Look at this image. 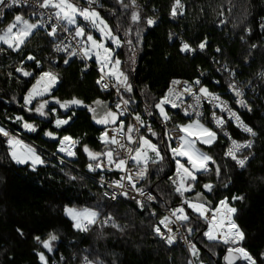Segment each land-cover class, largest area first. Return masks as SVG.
<instances>
[{"label":"trees","instance_id":"trees-1","mask_svg":"<svg viewBox=\"0 0 264 264\" xmlns=\"http://www.w3.org/2000/svg\"><path fill=\"white\" fill-rule=\"evenodd\" d=\"M124 2L128 4L127 8H122L117 0H99V5L94 8L114 31L119 24L117 34L121 39H124L126 29L130 31L127 38L133 41L132 46L124 44L116 52L133 91L127 93L120 89V92L124 99H129L130 112L139 113L157 133L151 139L159 146L164 159L156 164L149 163L148 174L140 184V188L156 197V204H147V210L141 211L134 201L125 198L108 202L96 184L82 173L89 161L80 145L75 149L77 155L69 162L70 166L58 167L52 160H47L44 166L36 167L34 171L29 166L18 167L11 161L7 143L0 135V264H41L37 251L46 253L48 264H84L85 256L95 264H189L188 253L180 244L167 248L153 233L161 210L172 208L182 200L168 179L174 173V161L166 147L168 143L154 105L171 78L192 79L196 68L209 69L207 58L211 55L229 68H236L244 83H258L252 112L243 115L244 121L256 132L253 155L242 170H237L224 159V146L219 137L211 146L199 145L216 163H210L209 171L199 176V183L187 198L194 201L196 192H200L206 202L215 206L221 199L243 196V200L232 203L237 210L233 220L245 234L243 246L256 258L257 264H264V83L257 80L258 73L264 68V30L260 28L264 19V0H181L185 6L184 15L175 18L170 15L173 0H137L135 8L129 0ZM132 11L139 12V23L131 21ZM20 13L26 14V11L17 10L6 15L0 23V32ZM149 17L157 18L154 25H147ZM221 20L225 22L220 23ZM169 29L183 31V36L193 45L207 39L203 54L182 55L178 45L168 40ZM246 29L251 30L250 34ZM138 31L140 42L136 43ZM252 44L256 47L252 48ZM52 46L51 38L41 30L36 31L20 51L0 45L3 49L0 51V124L14 136L49 152L56 149L57 142L44 136V130L80 138L81 145L86 143L92 150L101 151L104 146L98 143L97 136L104 126L96 124L86 108H76L70 125L56 130L54 117L44 119L22 107V97L30 85L23 82L25 78L16 72V68L24 66L29 71L38 72L36 65L25 59L33 55L45 70L51 68L59 74V83L54 89L57 98L64 100L75 96L89 105L100 99L113 110L114 94L101 91L96 84L98 75L92 67L95 63L72 59L65 65L63 56H57L53 63ZM217 47L221 49L219 54L213 51ZM48 99L51 101V97ZM50 107L58 109L55 104L50 103ZM149 112L153 114L149 115ZM62 113L63 110L57 111V115ZM17 115L34 124L37 131L24 132L20 123L14 122ZM186 122L187 119L172 116L169 127ZM125 124H131L130 119H126ZM115 126L109 125L108 128ZM149 135L145 134L146 137ZM217 166L219 175L215 171ZM203 183H211L213 191L207 194ZM65 208H92L100 215L89 231L82 233L73 228V223L65 215ZM152 210L158 213L156 217L150 215ZM108 216L112 221L105 223ZM113 221L118 228L111 226ZM205 225V221L196 220L194 214L190 222L183 225L184 229H195L189 236L199 250L198 257L194 256L195 264H224L225 247L204 239ZM18 228L23 235L17 232ZM49 233L59 237L51 253L42 249L34 239L37 236L44 239Z\"/></svg>","mask_w":264,"mask_h":264},{"label":"snow or ice","instance_id":"snow-or-ice-1","mask_svg":"<svg viewBox=\"0 0 264 264\" xmlns=\"http://www.w3.org/2000/svg\"><path fill=\"white\" fill-rule=\"evenodd\" d=\"M133 8L136 6V0H130ZM38 6L44 9H53L49 19L55 17L57 23L51 25V29L45 28L43 19L32 22L25 19L22 15H15L12 22L7 24V27L0 32V44L7 45L8 49L12 51H20L21 46L24 45L28 39L42 28H45L47 37L51 38L53 44V51L60 53L64 52L66 55L62 57L63 63L68 65L73 57L79 58L82 61L92 60L94 58L95 64L98 66L99 78L96 80V84L100 86L101 91H107L109 86L117 89V96L120 98V102L116 104V110H111L107 102L100 99H96L91 105L85 104L82 99L78 97H71L70 99L61 100L54 94L59 83V74L53 71L51 68L45 70L40 60L33 55L25 57L27 61H32L38 72L27 70L24 66L16 68V72L20 73L25 78L23 82L30 85L27 88L26 93L23 95L22 107L26 112H35L37 115L44 119H48L49 116L54 117L53 127L56 130H60L64 126L70 125V121L76 115V108H86L89 113L92 114V119L98 125H103L104 130L98 137L101 144L104 145V149L101 151L92 150L86 143L81 145L80 138H73L70 135H58L57 131L44 130L43 135L49 139L57 142L56 151L63 153L68 157H76V147L80 145L81 150L87 156L88 163L87 169L91 173L103 172L105 170V162L109 166L107 171H117L123 175L116 181H112L109 187L120 190L112 192L110 194L112 200H116L118 196L125 199H131L135 201L136 205L141 211L147 210L148 202H152L156 199L152 194L146 192L144 188L137 187V180H143L148 174L149 163L156 164L163 160L159 146L154 143L151 137H155L157 133L153 130L152 125H145L144 121L139 113L133 116L136 124H125L120 117L124 116L129 104V99H124L120 92L131 93L133 91V85L129 81L128 75L121 68V60L119 59V53L115 49L121 48L124 44L132 46L133 41L127 37L130 34L129 30H125L124 39L117 34L119 32V24L115 31L110 27L109 22L103 17L96 8L92 5L96 3V0H87V6L81 7L79 3H73L72 0H37ZM117 3L122 8H127L128 4L124 0H117ZM28 4V0H0V6L3 8H11L13 6H22ZM184 5L181 0H173V4L170 8V15L175 18L178 15H184ZM231 11V9H229ZM221 16L223 13L221 12ZM78 18H82L84 21L81 24ZM141 17L138 11H132L131 21L133 23H139ZM225 21L221 20L220 23ZM155 23L152 18L147 19V25L151 26ZM260 28L264 30V19L260 23ZM58 30L69 33L71 41L75 42L73 46L71 41L69 44H63V41L58 35ZM250 34L251 30L246 29ZM99 33V35H95ZM67 38V37H65ZM171 38V37H170ZM243 40V37H241ZM57 41H59L57 43ZM139 31L137 32L136 43H139ZM207 47V39L200 41L196 48H193L189 42L181 41L179 51L181 53H195L197 49L203 52ZM252 48L256 45L252 44ZM131 50V49H130ZM3 51V49H0ZM216 52H220V48L215 49ZM133 63L135 60L133 59ZM225 71H229L227 65L224 66ZM83 71V69H82ZM233 76L235 73H231ZM203 75V73H202ZM261 79H264V72L259 73ZM114 81V82H113ZM218 83V81H217ZM179 86V88L177 87ZM194 88L197 90L194 91ZM229 89L234 92L237 98L235 103L242 107H247L245 101L240 99L243 93L236 88L232 83L229 84ZM187 94L193 100V103L187 104L186 107H181L179 103L182 101L184 95ZM51 97V101L48 99ZM208 100L213 103L216 108H219L221 112L227 111L229 113V119L236 121V127L243 132L248 133L251 136H255L256 132L249 127L231 108L227 107V102L224 101L219 95L211 92L207 87L202 85L200 79H196L189 83V81H180L174 79L171 81L167 92L155 103L154 108L158 111L159 117L164 122L172 119L169 108L178 109L182 112L183 117L187 118L186 123L176 124L175 128L179 133L176 139V146L171 143L166 145L168 151L172 154V159L175 162V172L169 176L174 186L175 192L184 197L182 203L187 206L173 208L169 215H160L158 223L153 226V232L166 244L173 245L176 242L175 235L172 234V225L177 221L181 222V226L186 222H190L192 214L195 213V219H203L207 224L206 230L203 231V236L207 241L214 244L223 245L225 247V254L223 260L225 264H237L238 261H242L243 264H257L256 258H254L250 252L243 246L245 234L238 227L233 220V215L236 213V208L230 207L227 203V198L221 199L215 206L210 202H206L204 196L200 192H196L195 200H191L185 197V193L192 192L194 186L199 183V176L204 175L209 171V164H215V160L206 152L201 151L196 147L197 143L201 145L211 146L218 140L217 131L206 126L202 119L204 118L201 108V101ZM36 102L33 104V102ZM51 104L58 105V109L50 107ZM94 105V106H93ZM123 106V110L122 109ZM45 109H48L46 112ZM191 109L192 111H189ZM58 110H63L62 115H57ZM251 111V108H248ZM152 115V112L148 113ZM195 117V118H194ZM212 122L216 128L223 131L224 136L228 138L231 146L228 147L225 152V156L230 157L235 165L244 168L248 161L247 156H238L237 153H242L244 149L252 147V142H238L233 139L228 132L224 131V125L226 121L212 112ZM14 122H20L22 127L29 132H36L37 128L34 124L26 121L23 116L17 115ZM109 125H118L110 130ZM139 126V127H137ZM146 127L149 136H145L140 133V128ZM136 133L134 137L132 134ZM0 135L7 138V144L9 146V155L16 164H30L35 171L36 166L43 165L46 162L38 154L34 147L23 145L19 139L11 136L10 133L3 127H0ZM126 138L127 143L123 141ZM174 137L170 136L167 132L164 133V139L171 141ZM162 139V143L164 142ZM118 148L125 149V156H120L116 151ZM152 153L154 155H149ZM178 157L180 159H178ZM132 162L130 165L129 162ZM183 161V162H182ZM63 163V161H61ZM136 168V172H132V168ZM217 175L220 173L219 166L215 169ZM75 179V177H70ZM101 182H104V177H100ZM124 181H127V186ZM205 192H211L214 186L211 183H203L202 185ZM227 187V185H225ZM105 196L109 193L105 192ZM139 197V198H138ZM143 198V199H140ZM232 200H243V196L233 195ZM191 210L190 212L188 210ZM65 214L68 215L73 221V228L79 232H88L89 227L95 224L98 220L100 212L92 208L72 209L65 208ZM150 215L156 217L158 213L155 210L150 211ZM175 217V220L172 219ZM112 221V217L108 216L104 221L107 223ZM113 228H118V225L113 221L111 223ZM162 226V227H161ZM179 226L177 227V231ZM195 229L189 227L187 229L189 235ZM17 232L23 235L18 228ZM42 249L51 253L53 251V244L59 237L54 233H49L44 239L40 237L34 238ZM189 251L193 256L199 255V250L196 245L192 244L189 247ZM36 255L41 264H48L46 253L44 251H37ZM264 259V254H262ZM84 264H95L93 260H89L87 256L84 257ZM189 264H192L189 261Z\"/></svg>","mask_w":264,"mask_h":264},{"label":"built area","instance_id":"built-area-1","mask_svg":"<svg viewBox=\"0 0 264 264\" xmlns=\"http://www.w3.org/2000/svg\"><path fill=\"white\" fill-rule=\"evenodd\" d=\"M82 1H84L85 4H87V0H82ZM129 4L131 5L130 0H129ZM98 5H99V0H96V3L93 4L92 7L94 8V7H97ZM137 6H138V2L136 0V6L135 7H137ZM17 10L26 11V14L20 13L18 15H22V16H24L25 19H28L30 21L35 22L37 20L43 19V21L45 23V28L48 29V30L51 29V25L52 24L57 23L55 17H52L51 19H49L50 13L55 11V10L40 8L38 6L37 0H28V4H26V5L13 6L11 8H3L2 6H0V23L3 21V19H4V17L6 15L14 13ZM149 18L154 19L155 23H156V21H157L156 17H149ZM45 28H42L40 30L45 32ZM58 35L60 36V39L63 41V44H69L70 43L71 36L69 35V33H66V32L58 30ZM167 36H168V40L169 41H171V42L174 41L178 45V49H179V46H180V43H181L182 40L186 41V42H189L183 36V31H178V30H175V29H169L167 31ZM65 37H67V38H65ZM58 42L59 41H57V43ZM71 43H72L73 46L75 45L74 41H71ZM191 45H192L193 48H196V45H193V44H191ZM215 49L216 48H214V50H213L214 53L215 54H219L218 52L215 51ZM203 52H201L199 49H197L195 53H187V54L186 53H181V52L180 53L182 55H184V56L194 57L195 55L203 54ZM51 53H52V57H53L52 58V62L53 63H55V58L57 56H65L66 55L64 52L57 53V52L53 51V46H52ZM72 59H76V60L82 61V60H80L79 58H76V57H73ZM207 61H208V64H209V69L203 70L201 68H196L195 76L192 79L178 78V77L171 78L168 81V84H167L165 90L163 91L162 96L167 92L169 86L171 85V81L174 80V79H177V80H180V81H189V83H191L192 81H194L196 79H200L203 86L207 87L211 92H214L217 95H219L224 101L227 102V107L231 108L238 115H240L241 119L244 121L243 115H245V114L246 115H250L251 112H252V109H253L252 103L255 102L254 98H256L257 95H258V83L256 81H253L252 83H244L242 81V79H240L239 73H237V69L236 68H229L227 66L229 71H225L224 70V66L227 65V64L224 63L223 61H221L215 55H211L210 57H208ZM83 62H85V61H83ZM88 62H89V60L86 61V63H88ZM88 67H91V66L88 64ZM92 67L96 71V73L98 75V78H99L98 66L96 64H94ZM233 72L235 73L234 76L231 74ZM261 72H264V68L259 73H261ZM202 73H203V75H202ZM259 73H258V76H257V80L260 81V83H264V79L260 78ZM217 81H218V83H217ZM230 83L234 84L236 86V88H238L243 93V95L240 97V99H243L245 101V104L247 105V107H242L239 104L235 103L237 98L235 97L234 92L229 89V84ZM177 87L179 88V86H177ZM99 88H100V86H99ZM213 88L219 89V91H213L212 90ZM196 90L197 89L194 88V91H196ZM104 92H112L114 94V97H115L116 101H115V103L113 105V110L115 111L116 110V104L118 102H120V98L117 96V89L116 88H112L111 86H109V89L107 91H104ZM179 103L181 104V107H186L187 104L193 103V100H192V98L190 96L185 94L183 99H182V101H180ZM248 108H251V111H248ZM121 110H123V106H122ZM199 110L203 112L204 118L202 119V122L206 126H208V127L212 128L213 130L217 131L218 137L221 140V144L224 146V151H223L224 159L230 161L235 166V168L237 170H242L243 168H240V167L236 166L235 162L232 161L230 157L225 156V152L227 151L228 147L231 146V144H230V141L228 140V138L226 136H224L223 131H221L220 129L216 128L215 124L212 122V117H211L212 112L217 113L218 116L222 117L226 121V123L224 125V131L228 132L229 135L233 139H235V140H237L238 142H241V143L249 141V140L252 142V147L251 148L244 149L242 153H237L238 156H247L248 157V161L251 159V157L253 155V145H254V137L255 136H251L248 133H245L241 129L237 128L236 127V121L234 119H231V120L229 119V113L227 111L221 112L219 108H216L214 106V104L209 102L208 100H202L201 101V108ZM189 111H192V110L189 109ZM169 113H170L171 117L172 116H179L181 118L187 119L186 117H183L182 112H180L178 109L169 108ZM262 113H264V112L262 111ZM134 115L135 114L131 113L130 110L128 109V106H127V110L125 111L124 116L120 117V119L123 120L124 122H125L126 119H130L131 124L135 125L136 121L133 119ZM158 116H159V113H158ZM160 120H161V126L164 129V133L167 132L170 136L174 137L171 141L167 140V143H171L173 146H176L175 137L179 133L177 132L175 127L174 128L169 127V124L171 123V119L169 121H167V122H164L162 118H160ZM143 121H144L145 125H151L147 120L143 119ZM244 123L247 124L245 121H244ZM117 126H115V127H117ZM137 127H139V126H137ZM111 128H113V127H110L108 129L110 130ZM101 132L97 136V141H98L99 144H101V142L98 139V137L101 135ZM140 133H142L143 135L147 134L148 132H147L146 127L140 128ZM132 135L135 137L137 134L134 132ZM16 137L17 136H15V138ZM5 142L7 143V139H5ZM123 142L125 144L127 143L126 138L124 139ZM26 143L28 144V146L34 147L37 150L38 154L41 155L42 159L45 162L47 160H52L58 167L70 166L69 162L75 159V157H68V156L64 155L63 153L57 152L56 149L54 151H52V152H49V151H47V150L43 149L42 147H39V146H37L35 144L32 145L29 142H26ZM101 145H103V144H101ZM113 147L116 148V151L119 153L120 156H125L126 155L125 149L118 148L117 146H113ZM169 154L172 157V154H171L170 151H169ZM9 157H10V155H9ZM10 159H11V157H10ZM178 159H180V158L178 157ZM11 161L18 167L29 166L30 168H32V166L30 164H23L22 165V164H16L12 159H11ZM61 161H63V163ZM248 161H247V163H248ZM129 163H130V165L132 164L131 161ZM42 166H44V164L43 165H38L36 167H42ZM108 167L109 166L105 162V170L103 172L98 171L97 173H91V172L88 171L87 166H85V168L83 169L82 173H83V175L85 177H87L88 179L92 180L96 184V186L100 189V192H101L102 196L108 202L114 203L117 200H119L120 198H124V197L118 196V198L116 200H112L110 194L112 192H114V191L118 193L120 190L109 187V184L112 181L118 180L120 178V176L123 175V174L119 173V172H117L115 170L107 171ZM132 172L133 173L136 172V168L135 167L132 168ZM101 176L104 177V182H101V179H100ZM145 178L143 180H137L136 181L137 187H140V184L145 180ZM124 183L127 186V181H124ZM170 184H171V186H172V188L174 190V186L172 185L171 180H170ZM193 191H194V189H193ZM105 192H108L109 195L105 196L104 195ZM146 192H148V191H146ZM174 192H175V190H174ZM192 192L185 193V197L187 198V195H189ZM206 193L209 194L210 192H206ZM140 199H143V198H140ZM181 199L183 200L184 197H181ZM128 200H131V199H128ZM182 200H181L180 204L175 205L172 208L161 210V212H162L161 215H169L173 208H177V207L187 208V206L182 203ZM131 201H133V200H131ZM234 201L235 200L230 199V200H227V203H228V205L230 207H233L232 203ZM155 204H156L155 200L152 201V202H148V205H153L154 206ZM193 214L196 215L195 213H193ZM172 219L175 220V217H172ZM178 226H179V230L177 231V227ZM206 228H207V224L205 225V229L204 230H206ZM172 229H173L172 234L175 235V237H176V242L173 245L166 244L154 232L153 233L162 242V244L165 247H167V248H171L175 244H180L187 251L188 256H189L190 261L192 262V264H195V261H194L195 257L189 251V247L193 243L189 240V236L190 235H189V233L187 231L188 228L184 229L183 225L181 226V222L177 221L176 223H174L172 225ZM204 239L207 241V239L205 237H204Z\"/></svg>","mask_w":264,"mask_h":264},{"label":"rangeland","instance_id":"rangeland-1","mask_svg":"<svg viewBox=\"0 0 264 264\" xmlns=\"http://www.w3.org/2000/svg\"><path fill=\"white\" fill-rule=\"evenodd\" d=\"M73 3H79V5L81 6V7H84V6H87V4H85V2L84 1H80V0H77L76 2H74V1H72ZM78 20H79V22L81 23V24H83L84 23V21L82 20V18H78ZM7 27V26H6ZM5 27V28H6ZM4 28V29H5ZM95 35H99V33H95ZM0 45H2V46H5V47H7V45H4V44H0ZM115 51H117V49H115ZM89 61H92V62H94V58L92 59V60H89ZM95 63V62H94ZM20 123V122H19ZM178 124H180V123H178ZM0 127H3V128H5L4 126H2L1 124H0ZM20 127H21V129L24 131V132H26V133H31V132H29V131H27V130H25L23 127H22V125H21V123H20ZM8 132H10L7 128H5ZM11 133V132H10ZM12 134V133H11ZM13 135V134H12ZM2 136V135H1ZM14 136V135H13ZM3 137V139L5 140L6 139V137H4V136H2ZM15 137V136H14ZM17 139H19L21 142H22V144L23 145H28L23 139H21V138H19L18 136L16 137ZM32 144V143H31ZM33 145V144H32ZM199 145H201V144H199V143H197V145H196V147H198L199 149H200V147H199ZM204 146H208V145H204ZM7 147H8V144H7ZM8 149H9V147H8ZM201 150V149H200ZM9 151H10V149H9ZM202 151V150H201ZM9 153V152H8ZM149 155L151 156V155H154V154H152V153H149ZM170 155V154H169ZM170 158L172 159V157L170 156ZM173 160V159H172ZM174 172H175V162H174ZM172 187V186H171ZM66 215V214H65ZM66 217L68 218V219H70L71 220V222L73 223V221H72V219L68 216V215H66ZM158 222V221H157ZM199 264H202V263H199Z\"/></svg>","mask_w":264,"mask_h":264},{"label":"bare ground","instance_id":"bare-ground-1","mask_svg":"<svg viewBox=\"0 0 264 264\" xmlns=\"http://www.w3.org/2000/svg\"><path fill=\"white\" fill-rule=\"evenodd\" d=\"M10 133V132H9ZM11 136H13L11 133H10ZM14 137V136H13ZM7 139V138H6ZM17 139V138H16ZM9 150V149H8ZM184 228V227H183Z\"/></svg>","mask_w":264,"mask_h":264},{"label":"water","instance_id":"water-1","mask_svg":"<svg viewBox=\"0 0 264 264\" xmlns=\"http://www.w3.org/2000/svg\"><path fill=\"white\" fill-rule=\"evenodd\" d=\"M223 262H224V264H225V261H224V260H223ZM238 262H239V261H238ZM238 262H237V263H238Z\"/></svg>","mask_w":264,"mask_h":264}]
</instances>
